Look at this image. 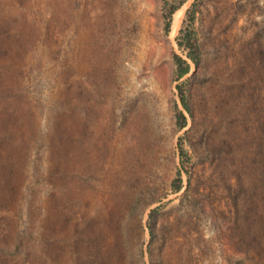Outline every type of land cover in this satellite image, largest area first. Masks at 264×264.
Instances as JSON below:
<instances>
[{
	"label": "rangeland",
	"instance_id": "374dc122",
	"mask_svg": "<svg viewBox=\"0 0 264 264\" xmlns=\"http://www.w3.org/2000/svg\"><path fill=\"white\" fill-rule=\"evenodd\" d=\"M0 264H264V0H0Z\"/></svg>",
	"mask_w": 264,
	"mask_h": 264
},
{
	"label": "trees",
	"instance_id": "16d2710c",
	"mask_svg": "<svg viewBox=\"0 0 264 264\" xmlns=\"http://www.w3.org/2000/svg\"><path fill=\"white\" fill-rule=\"evenodd\" d=\"M182 1H185V0H182ZM175 9L176 7H172L170 9V12H169L170 16L175 11ZM178 44L179 46H183L184 48L188 50L186 54L187 59L176 57V61L178 62V66H179L178 75L181 77L189 72L191 63L193 64L198 63V55L195 53L196 45L194 44L189 33H184L182 40L179 41ZM180 101H181L183 108L189 111L188 103L185 101L184 96L182 94L180 95ZM180 119L182 120L181 125L184 126L186 122V116L182 112L180 113ZM176 190H179V186L176 187Z\"/></svg>",
	"mask_w": 264,
	"mask_h": 264
},
{
	"label": "bare ground",
	"instance_id": "6f19581e",
	"mask_svg": "<svg viewBox=\"0 0 264 264\" xmlns=\"http://www.w3.org/2000/svg\"><path fill=\"white\" fill-rule=\"evenodd\" d=\"M183 8H181L180 10H178L177 12H175L174 16H173V20H172V25H171V35L175 34L178 24H179V20H180V16Z\"/></svg>",
	"mask_w": 264,
	"mask_h": 264
}]
</instances>
